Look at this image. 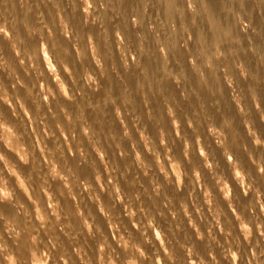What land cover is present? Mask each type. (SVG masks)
<instances>
[{"label":"clouds","instance_id":"9594fccd","mask_svg":"<svg viewBox=\"0 0 264 264\" xmlns=\"http://www.w3.org/2000/svg\"><path fill=\"white\" fill-rule=\"evenodd\" d=\"M0 264H264V0H0Z\"/></svg>","mask_w":264,"mask_h":264}]
</instances>
